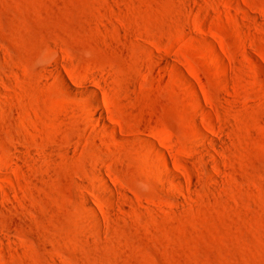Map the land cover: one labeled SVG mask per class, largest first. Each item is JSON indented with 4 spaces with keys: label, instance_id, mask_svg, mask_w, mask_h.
I'll return each mask as SVG.
<instances>
[{
    "label": "rangeland",
    "instance_id": "1",
    "mask_svg": "<svg viewBox=\"0 0 264 264\" xmlns=\"http://www.w3.org/2000/svg\"><path fill=\"white\" fill-rule=\"evenodd\" d=\"M0 264H264V0H0Z\"/></svg>",
    "mask_w": 264,
    "mask_h": 264
},
{
    "label": "bare ground",
    "instance_id": "2",
    "mask_svg": "<svg viewBox=\"0 0 264 264\" xmlns=\"http://www.w3.org/2000/svg\"><path fill=\"white\" fill-rule=\"evenodd\" d=\"M202 55H204V53L202 54ZM249 60H251L250 58H249ZM199 105V104H198ZM198 105H196V106H198ZM201 106V105H200ZM199 107V106H198ZM199 108H202V107H199ZM196 109H197V107H196ZM199 110V109H198ZM200 111H202V112H204V120H206V121H210V119H209V117H208V115H206V111H203V110H200ZM94 118L95 119H98V117H97V114H94ZM209 138H212V137H209ZM166 163V162H165ZM167 165V164H166Z\"/></svg>",
    "mask_w": 264,
    "mask_h": 264
}]
</instances>
